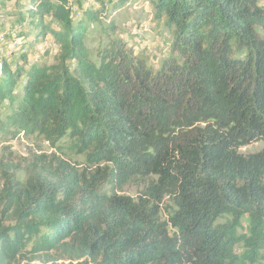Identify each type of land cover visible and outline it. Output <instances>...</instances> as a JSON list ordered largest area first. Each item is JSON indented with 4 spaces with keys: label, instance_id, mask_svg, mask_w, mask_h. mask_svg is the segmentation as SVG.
<instances>
[{
    "label": "trees",
    "instance_id": "trees-1",
    "mask_svg": "<svg viewBox=\"0 0 264 264\" xmlns=\"http://www.w3.org/2000/svg\"><path fill=\"white\" fill-rule=\"evenodd\" d=\"M259 2L155 0L174 37L158 70L120 40L94 62L87 11L51 31L56 65L2 61L8 125L68 140L96 169L44 156L20 183L0 163V264H264V149L239 153L264 143ZM137 177L156 178L137 201L116 192ZM166 199L175 211L164 221Z\"/></svg>",
    "mask_w": 264,
    "mask_h": 264
},
{
    "label": "rangeland",
    "instance_id": "rangeland-1",
    "mask_svg": "<svg viewBox=\"0 0 264 264\" xmlns=\"http://www.w3.org/2000/svg\"><path fill=\"white\" fill-rule=\"evenodd\" d=\"M67 2L68 5L60 4L57 0H0L4 38L8 43L14 40L21 41L20 56L9 57V61L0 58V63L8 61L12 68L16 65L24 66L25 60L29 64L38 62L40 65H56L60 51L59 46L53 41L51 31L64 30L68 13L72 12L70 15L74 23H77L84 17L87 18L86 11L94 16L88 26L86 37V46L94 62H98L102 52L119 40L127 44L133 55L146 57L148 66L153 70H158L171 55L173 32L167 27L165 17H156L155 0H67ZM35 5L40 7L41 15H37L38 11L32 10ZM259 5L264 8V0H260ZM44 30L47 32L43 33ZM2 36L3 32H0V38ZM8 46L9 44L7 49H9ZM9 113L10 100L0 96V163L16 167L13 172L18 182H27L29 168L34 161L44 156L56 155V157L66 158L72 166L81 170L91 172L96 169L86 162L85 155L77 154L72 149L68 140L56 144L49 143L43 137L25 135L11 128L6 119ZM263 149L264 143L255 142L241 147L239 153L248 156L259 153ZM99 166L104 167V163ZM154 179L156 178H134L122 190L116 192L137 201L147 185ZM162 204V219L166 221L175 211V207L167 199ZM229 219L224 217L219 222L225 223ZM249 230V220L244 217L239 234H248ZM170 231L173 232L172 229ZM236 251L242 254V246H237ZM63 263L61 261L56 264ZM68 263L67 261L65 264ZM18 264L53 263L44 255H39L33 261L25 259Z\"/></svg>",
    "mask_w": 264,
    "mask_h": 264
},
{
    "label": "bare ground",
    "instance_id": "bare-ground-1",
    "mask_svg": "<svg viewBox=\"0 0 264 264\" xmlns=\"http://www.w3.org/2000/svg\"><path fill=\"white\" fill-rule=\"evenodd\" d=\"M0 32H3L2 38H0V58H5L9 61V57H19L21 53V41L20 40H14L10 41L9 43V49H5V32H4V25H0ZM60 48V47H58ZM2 63V62H1ZM0 63V66H1Z\"/></svg>",
    "mask_w": 264,
    "mask_h": 264
},
{
    "label": "built area",
    "instance_id": "built-area-1",
    "mask_svg": "<svg viewBox=\"0 0 264 264\" xmlns=\"http://www.w3.org/2000/svg\"><path fill=\"white\" fill-rule=\"evenodd\" d=\"M2 20H3V16H0V25H2ZM6 31H8V29L6 28ZM9 43L7 42V40H5V49L7 48V45H8ZM0 50H2V49H0Z\"/></svg>",
    "mask_w": 264,
    "mask_h": 264
},
{
    "label": "crops",
    "instance_id": "crops-1",
    "mask_svg": "<svg viewBox=\"0 0 264 264\" xmlns=\"http://www.w3.org/2000/svg\"><path fill=\"white\" fill-rule=\"evenodd\" d=\"M59 49V51H60V48H58Z\"/></svg>",
    "mask_w": 264,
    "mask_h": 264
}]
</instances>
